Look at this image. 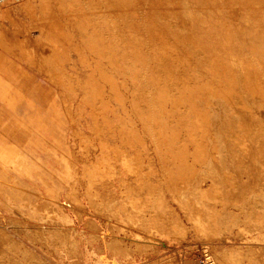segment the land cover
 Returning a JSON list of instances; mask_svg holds the SVG:
<instances>
[{"label": "rangeland", "instance_id": "1", "mask_svg": "<svg viewBox=\"0 0 264 264\" xmlns=\"http://www.w3.org/2000/svg\"><path fill=\"white\" fill-rule=\"evenodd\" d=\"M128 1L0 0V31L25 19L37 24L38 29L25 32L45 46L41 56L52 55L48 65L54 68L51 81L43 72L46 62L38 69L0 45V53L28 75V81L19 76L13 83L40 108L46 123L39 127L33 121L32 132H25L10 121L11 114L25 115L24 101L13 109L0 98V116L6 122L0 124V139L23 141L33 159L14 158V153L7 154L12 159L4 157L3 163L12 168L0 174V217L5 219L0 222V264H178L184 256H196L204 264H229L219 258L229 249H253L259 256H252V263L264 264V135L246 142L253 150L259 146L257 154L250 148L248 155L239 149L237 136L245 122L244 131L250 124L256 132L264 130V100L251 98V91L264 88V43L258 38L264 0ZM130 30L144 37L138 49L137 43L130 44ZM161 35L169 43L179 42L183 50L190 49L189 40L196 41L200 53L188 67L199 80L212 81L211 90L221 81L230 82L252 113L251 121L208 94L198 99L194 106L209 124L198 120L211 130L198 138L206 144V154L197 153L188 135L190 122L195 123L187 119L193 111L189 102L177 99L184 89L177 78L189 73L187 65L172 69L169 58L155 56L146 39L152 36L158 43ZM214 55L227 70L206 75L203 60ZM168 73L176 80L168 81ZM157 76L176 101L158 103ZM72 186L78 202L67 198ZM213 188L220 191L215 201ZM120 204L137 214L136 220H128ZM173 220L185 228L180 239L168 229ZM138 231L152 238L145 240ZM113 239L122 242L120 248L110 246ZM247 260L239 264H249Z\"/></svg>", "mask_w": 264, "mask_h": 264}, {"label": "bare ground", "instance_id": "2", "mask_svg": "<svg viewBox=\"0 0 264 264\" xmlns=\"http://www.w3.org/2000/svg\"><path fill=\"white\" fill-rule=\"evenodd\" d=\"M18 1V0H17ZM21 2H23V1H21ZM129 2V4H131L132 2H131V0H129L128 1ZM20 3V2H19ZM21 5H22V3H21ZM135 5V4H134ZM19 6V5H18ZM28 6H29V4H28ZM8 8V7H7ZM96 8V7H95ZM13 9V8H12ZM22 9V8H21ZM101 9V8H100ZM8 10V9H7ZM32 11L33 10H31V13H32ZM158 10H156V11H154V12H157ZM7 12V14H8V16H10L11 14V11L9 10V11H6ZM47 13V12H46ZM112 13V12H111ZM130 13H131V15L134 17V18H136L137 17V14H136V12L135 11H133V10H130ZM3 15H4V13H3ZM111 18V17H110ZM11 19H13L12 17H11ZM15 21V20H14ZM79 21V20H78ZM134 21H135V19H134ZM260 21H262V20H260ZM15 23H17V26H19V23H18V21H15ZM68 25V24H67ZM22 26V25H21ZM23 27V26H22ZM25 27H27V26H25ZM24 28V27H23ZM45 28V27H44ZM90 28V27H89ZM260 29H261V31H262V33L261 34H259V36H258V38L262 41L261 42V44L262 43H264V25H260ZM47 30V29H46ZM26 31V30H25ZM126 32V31H125ZM24 33V32H23ZM128 33H129V41H130V44L131 45H133V46H135L136 45V43H137V47H136V49H138V45L139 44H141V43H143V35H139L137 32H135V31H133V30H130V31H128ZM19 34V33H18ZM21 35H22V33H21ZM42 36H45V34L43 35L42 34ZM23 37V36H22ZM41 37V36H40ZM81 38V37H80ZM23 39V38H22ZM26 38H24V40H25ZM78 39V38H77ZM148 41H150V43H152L153 44V54L155 55V56H164V57H168L169 58V60H170V62H171V68L172 69H177V68H179L181 65H187V67H188V65H189V62H190V60L192 59V57L193 56H195V55H199V53H200V48H199V45L197 44V42L196 41H194V40H189V42L191 43V47H190V49H188V50H183V49H181V47H179L178 45V43L179 42H177L176 40H175V42L174 43H169V42H167L165 39H164V36L163 35H161L160 37H159V42L157 43V41H155V40H153V38H152V36H147V38H146ZM79 40V39H78ZM81 40V39H80ZM87 40V39H86ZM94 40V39H93ZM28 42V41H27ZM22 43H23V41H22ZM78 43V42H77ZM28 45H29V43H27ZM30 44H32V43H30ZM43 44V43H42ZM86 44V43H85ZM33 45V44H32ZM31 45V46H32ZM38 45H36V47H37ZM44 46V45H43ZM33 47V46H32ZM36 47H34V48H36ZM40 47V46H39ZM39 47H38V50H39ZM45 47V46H44ZM43 47V48H44ZM50 47V46H49ZM40 49H42V48H40ZM87 49V48H86ZM37 50V49H36ZM43 50V49H42ZM46 50V49H45ZM32 53V52H31ZM38 53H40V50L38 51ZM45 53V52H44ZM43 55V54H42ZM91 55V54H90ZM175 56V57H174ZM34 57V56H33ZM96 57V56H95ZM107 58H111V57H107ZM174 62V63H173ZM40 64V63H39ZM39 64H37V65H39ZM39 66H41V65H39ZM223 68L224 70H227L226 69V65L223 63V62H221V60H219V58L217 57V56H213L212 58H209V59H204L203 60V64H202V66H201V68L203 69V71H204V73L207 75V74H213V75H215V74H218L219 73V69L220 68ZM41 68V67H40ZM117 68V67H116ZM188 69V71H189V73L186 75V76H184V77H182V76H179V78H177V79H179L181 82H182V84H183V87H184V89L182 90V91H180L179 93V96L177 97V99H178V101H180V102H189V104H190V106H191V109L193 110L192 111V113L190 114V116L187 118L188 119V121H191V119H194V121H195V123H192V122H190L191 123V125L192 126H189V129H188V135H189V137H193V139H191V140H193V142L196 144V151H197V153H199V154H201V153H203V154H206V152H207V146H206V144H204L203 143V141H201V140H198V138L199 137H202V136H204L205 134H209V132H211V130L209 131L208 130V128L209 127H207V120H205V114L204 113H201V114H199L200 112H198V109H197V107L196 106H194L195 105V102H197L198 101V99H201V98H206V96L208 97V95L209 96H211V97H214V98H216V99H218V100H221V102L223 101L224 102V104H226L227 106H230V108L232 107V109H234V108H236L237 110H239V111H241L242 113H246L249 117H250V120L252 121V113L250 112V110H248L247 108H248V106H245V103H243V100H242V97H241V95H239V92H237V91H234V90H231L229 87H230V82H228V81H226V82H220L219 83V85H217V87H215V89L214 90H211L210 88H211V86L213 85V83H212V81H210V82H204V81H201V80H199V78H198V76L191 70V68L190 67H188L187 68ZM52 73V72H51ZM130 73V72H129ZM56 74V73H55ZM57 76L59 75V74H56ZM59 77V76H58ZM57 77V78H58ZM158 78H156L155 79V82H156V84H157V87H158V95H157V99L159 100L158 101V103H160V101L161 102H174V101H176V99H172L168 94H167V92L164 90V87L161 85V78L159 77V76H157ZM188 78H191V79H193V84H189L188 83ZM166 79L168 80V81H175L176 80V77H174V76H172V74L171 73H168L167 74V76H166ZM117 86V85H116ZM174 86H175V84H174ZM115 87V86H114ZM176 87V86H175ZM116 91V90H115ZM251 93H252V97L251 98H257V99H260V101L261 100H264V88H261L259 91H257V90H253V91H251ZM208 94V95H207ZM104 98V97H103ZM120 98V97H119ZM121 99V98H120ZM256 99V100H257ZM121 100H123V99H121ZM215 104V103H214ZM161 105V107L163 108V104H160ZM194 106V107H193ZM109 108V107H108ZM229 108V109H230ZM160 110H162V109H160ZM236 110V111H237ZM234 112H235V110H234ZM233 112V113H234ZM242 113H239V114H242ZM231 114V113H230ZM245 114V115H246ZM235 115V114H234ZM243 115V114H242ZM237 116H239V115H237ZM198 117H200V119L202 120V121H206V122H200L199 120H198ZM204 117V118H203ZM240 117V116H239ZM242 117H244L245 118V116L243 115ZM206 118H207V116H206ZM240 119V118H239ZM241 120H243L242 118H241ZM231 122H234V120L233 121H231ZM240 123H242L241 121H239ZM238 122V123H239ZM248 122H250V121H248ZM243 123H244V120H243ZM209 124V123H208ZM244 124H245V126H244ZM244 124H242L241 126H243V133L241 132V133H238V135H237V133H236V135L238 136V140H239V142H238V140H236L235 138V140H236V143L238 142V143H240V146L241 147H243V148H239L238 146H236V145H232L233 147L234 146H236V147H238L239 149H243V151L245 152V150L247 151L248 149H250L251 147H249V146H251V144L250 145H248V143L249 142H252V143H254V142H256L257 141V136H258V134L259 133H261V134H263L264 135V130H261V129H258L257 130V132L256 131H254L252 128L253 127H251V124H250V126H248V128H250V129H246L245 131H244V128H247L246 127V122L244 123ZM253 124V123H252ZM255 124V123H254ZM212 125V124H211ZM248 125H249V123H248ZM193 126H195V127H193ZM209 126V125H208ZM237 126H239L241 129H242V127L240 126V124L239 125H237ZM236 126V127H237ZM210 127H212V126H210ZM191 128V129H190ZM228 128V127H227ZM240 128H238V131H239V129ZM226 129V128H225ZM230 129V128H229ZM229 129H227V130H229ZM237 129V128H236ZM231 133H233L232 131H230ZM195 133V134H194ZM216 133V132H215ZM234 134V133H233ZM211 135V134H210ZM230 135V134H229ZM207 136H209V135H207ZM191 137V138H192ZM236 137V136H235ZM261 137H263V136H261ZM206 138V137H205ZM224 138V137H223ZM231 138V137H230ZM209 139H210V137H209ZM226 139V138H225ZM231 140V139H230ZM229 140V141H230ZM235 140H234V142H235ZM263 141H262V148L264 149V138L262 139ZM227 141V140H226ZM232 142V141H231ZM231 142H228V143H231ZM246 142H248L247 144H246ZM206 143V142H205ZM194 144V145H195ZM233 144H235V143H233ZM259 144H261V142L259 143ZM225 145V144H224ZM238 145V144H237ZM246 145H248V146H246ZM211 146V145H210ZM230 146H231V144H230ZM229 146V148H231ZM224 147V146H223ZM235 147V148H236ZM249 147V148H248ZM253 147V146H252ZM259 146H257L256 148H258ZM225 148V147H224ZM255 148V149H256ZM252 149V148H251ZM255 149L253 150L254 152H255ZM162 150V149H161ZM233 150V149H232ZM252 150H249V152H251L252 153ZM260 150V149H259ZM195 151V152H196ZM230 151H231V149H230ZM234 151V150H233ZM232 151V152H233ZM237 151H238V149H237ZM240 151V150H239ZM243 151H242V153H243ZM262 151H264V150H262ZM209 152H211L212 154H214L213 152H214V149L212 148V149H210V151ZM241 152V151H240ZM253 152V153H254ZM259 152V151H258ZM261 152V151H260ZM234 153V152H233ZM253 153H252V155H253ZM256 154H257V151L255 152ZM196 154V153H195ZM199 154H197V155H199ZM228 154V153H227ZM202 155V154H201ZM200 155V156H201ZM234 155V154H233ZM232 155V156H233ZM236 155V154H235ZM246 155H248V151L246 152ZM261 155V154H260ZM259 155V156H260ZM120 156V155H119ZM256 156V155H255ZM121 157V156H120ZM202 157V156H201ZM250 157H251V155H250ZM250 157H249V159H250ZM123 159H124V157H122ZM122 158H121V160H122ZM196 158V157H195ZM198 158H199V156H198ZM246 158V157H245ZM217 159V158H216ZM254 159H256V158H254ZM111 160V159H110ZM125 160V159H124ZM196 161H197V158L195 159ZM200 161L199 162H201L202 160H201V158L199 159ZM236 160V159H235ZM239 160V159H238ZM248 160V159H247ZM259 160V159H258ZM100 161V160H99ZM102 161V160H101ZM264 161V160H263ZM263 161H261V162H263ZM125 162V161H124ZM203 162V161H202ZM214 162H216V160L214 159ZM99 163V162H98ZM102 163V162H101ZM239 163V162H238ZM247 163V162H246ZM123 164V163H122ZM259 164H260V162H259ZM96 165V164H95ZM263 165V164H262ZM183 166V165H182ZM244 166V165H243ZM186 167V166H185ZM257 167V166H256ZM263 167V166H262ZM217 168V167H216ZM245 168V167H244ZM249 169V168H248ZM187 170V169H186ZM191 170V169H190ZM218 170V169H217ZM263 170H264V168L262 169V172H263ZM261 171V170H260ZM259 171V172H260ZM94 172V171H93ZM92 172V173H93ZM259 172H257L258 174H259ZM260 175V174H259ZM226 178V177H225ZM228 178V177H227ZM122 180V179H121ZM226 181V180H225ZM227 182H228V180H227ZM240 184V183H239ZM229 185V184H228ZM217 188V187H216ZM216 188H213L210 192H212V194H213V200L215 199V200H218L219 199V197H218V195L220 194V191L219 190H217ZM175 189V188H174ZM68 191H71V193L70 194H68L66 197L67 198H69L70 199V202H71V200H74V201H77L78 202V200H77V196H76V193H75V189L73 188V186L72 187H70L69 189H68ZM67 191V192H68ZM89 193H90V190L88 191ZM87 192V193H88ZM219 192V193H218ZM45 193H47V192H45ZM88 193V194H89ZM92 193V192H91ZM204 193V192H203ZM203 193H201V194H203ZM96 194V193H95ZM211 194V195H212ZM48 195H50L49 193H48ZM93 195H94V193H93ZM93 195L91 196V195H89L88 197L89 198H95V197H93ZM205 195V194H204ZM35 196V195H34ZM86 196V195H85ZM37 197V196H36ZM50 197H51V195H50ZM200 197H202V195H200ZM209 197V196H208ZM207 197V199H210V198H208ZM215 197V198H214ZM204 199H205V197H203ZM202 199V198H201ZM89 200V199H88ZM92 200V199H91ZM210 200H212V199H210ZM214 200V201H215ZM47 201L49 202V203H51L50 202V200H48L47 199ZM76 202V203H77ZM90 202V201H89ZM92 202V201H91ZM213 202V201H212ZM211 202V203H212ZM52 204V203H51ZM53 205V204H52ZM77 205H79V204H77ZM91 205H93V204H91ZM118 205H119V203H118ZM47 206H48V203H47ZM46 205H45V213L46 214H48V213H50V208H48ZM72 206H73V204H72ZM75 206V205H74ZM106 206V205H105ZM120 206H121V210H122V212H123V214H124V212L126 213L128 210L126 209V205L124 206V205H121L120 204ZM44 207V206H43ZM77 207V206H76ZM75 207V208H76ZM78 207H80V206H78ZM77 207V208H78ZM82 207V206H81ZM195 207V206H194ZM55 209H56V207H55ZM41 210V209H40ZM78 210V209H77ZM121 210H119V211H121ZM133 211V210H132ZM80 212V211H79ZM129 212V211H128ZM127 212V216H130V217H127V219L128 218H131L132 219V216L134 217L133 219L134 220H136L135 218L137 217L135 214H130V213H128ZM138 212V211H137ZM197 212V211H196ZM208 212V211H207ZM210 212V211H209ZM132 213V212H131ZM136 213V212H135ZM195 213V212H194ZM198 213V212H197ZM211 213V212H210ZM214 213V212H213ZM218 213V212H217ZM95 214V213H94ZM122 214V213H121ZM196 214V213H195ZM207 214V213H206ZM219 214V213H218ZM217 214V215H218ZM197 215H199V214H197ZM214 216H216L215 214L213 215V218H216V217H214ZM196 218H197V216H195ZM204 217V216H203ZM205 218H206V216H205ZM212 218V219H213ZM114 219H116V218H114ZM132 219V220H133ZM128 220H130V219H128ZM199 221V219L197 218V219H195V221ZM213 220H215V219H213ZM217 220V219H216ZM216 220L215 221H211V223L213 222H215L216 224H217V222H216ZM198 221H197V223H198ZM133 222V221H132ZM136 222V221H135ZM200 222V221H199ZM203 222V221H202ZM208 222V221H207ZM134 223V222H133ZM145 223V222H144ZM204 223V222H203ZM212 223V225H216V224H213ZM89 224H91V226L90 227H95V226H93V225H95V224H93V222L92 223H89ZM93 224V225H92ZM199 224V223H198ZM206 224V223H205ZM130 225V224H129ZM168 225V224H167ZM255 226L256 225H253V229H255L256 230V228H255ZM193 227H194V225H193ZM201 227V226H200ZM210 227V226H209ZM215 227H217V226H215ZM251 227H252V225H251ZM195 228H196V226H195ZM147 230H148V228H146ZM169 231L170 230H172L173 232H172V237L173 236H177L178 238L179 237H183V236H185L184 234H185V228L182 226V224L181 223H178V222H176V221H172V223H171V225H169ZM197 229V228H196ZM199 229V228H198ZM200 229H202V228H200ZM204 229V228H203ZM202 229V230H203ZM251 229V228H250ZM136 230V229H135ZM139 230H140V228H139ZM213 230H214V228H213ZM252 230V229H251ZM262 230V229H261ZM137 231V230H136ZM168 231V232H169ZM140 231H138L137 232V234H139V235H141V237H143L145 240H148V238L150 239V238H152V235L149 233V232H144V234H140L139 233ZM36 233V232H35ZM201 233H203V232H201ZM211 233V232H210ZM136 234V235H137ZM150 234V235H149ZM207 234H208V231H207ZM215 236H218L219 234H220V230H218V229H215V233H213ZM213 234H211V235H213ZM170 235V234H169ZM6 236V235H5ZM262 236V235H261ZM210 237V236H209ZM259 237V236H258ZM174 238V237H173ZM213 238V237H212ZM256 238V237H255ZM180 239V238H179ZM263 241V240H262ZM122 242H120V240H117V239H113V240H111V243H110V246H112V247H114V248H117L118 249V247L120 248V244H121ZM109 244V243H108ZM16 245V244H15ZM141 245V244H140ZM124 246V245H123ZM17 247V246H16ZM18 247H20V246H18ZM22 247V246H21ZM140 247V246H139ZM18 249V248H17ZM16 249V250H17ZM21 249V248H20ZM124 249V248H123ZM263 249V248H262ZM121 251V250H120ZM127 251V250H126ZM261 252H264V250L263 251H261ZM259 254L261 255V253L259 252ZM264 254V253H263ZM251 255V257L249 258V256ZM256 255H258L257 254V251H255V250H249V252L248 251H242V250H238V249H229V250H227V251H224V252H222L221 253V255H220V259L222 260V261H224L225 263L226 262H228L229 264H239V262L241 261L242 262V260H245L246 259V261L248 262V260L247 259H249V264H254V263H252V256H256ZM216 256V255H215ZM259 256V255H258ZM257 256V257H258ZM261 257H263L264 258V256H262L261 255ZM215 259H217V258H215ZM255 259V258H254ZM259 259V258H258ZM258 259H256V260H258ZM262 259V258H261ZM260 259V260H261ZM259 260V261H260ZM218 261H219V259H218ZM261 262H263V261H261ZM160 263V262H159ZM264 263V262H263ZM256 264V263H255Z\"/></svg>", "mask_w": 264, "mask_h": 264}, {"label": "crops", "instance_id": "3", "mask_svg": "<svg viewBox=\"0 0 264 264\" xmlns=\"http://www.w3.org/2000/svg\"><path fill=\"white\" fill-rule=\"evenodd\" d=\"M24 21L25 23L22 20L21 23H19L18 27H14V28L11 27L10 30L1 29L0 45L6 51L16 55L17 57H24L25 61H27L31 65H34L38 69L40 68L39 65H42V68H43V64L41 63L46 62L47 65L44 66L43 72L49 73V77L51 81H53L54 68L53 66L48 65V63H50L51 61L53 62V60H49L50 58H52V55L48 54L47 56H44L43 58H47L45 60L42 58L41 54H42L43 48L40 49L41 48L39 47L40 42H38V40H34L33 38L29 37L28 33L25 32V30L28 31L32 28L38 29L36 26L37 24L32 23L26 19ZM23 32H25V34ZM24 38L26 39L24 40ZM39 40H40V37H39ZM27 43H29V45ZM30 43H32L33 45ZM36 45L38 46L36 47ZM38 47H39L40 53H38L39 51ZM19 76L25 78V80L28 81V77H27L28 75L24 71H22L18 66H16L15 63H13L6 56L0 53V98H2L5 101V103L13 109H15V104L17 101L19 102L21 99L24 101L25 115L18 118L14 116L13 114H11L10 121L13 124L14 123L20 124L26 129L25 132L31 133L32 128L29 127V124H31L33 121H36L39 127H44L46 123L43 121L44 116L41 114L40 108L33 105V100L29 98L25 92L21 91L19 89L20 87H18L17 84L13 83V79L15 80ZM0 124H2L3 126H6V122L1 119V116H0ZM34 133L40 136L39 130H37ZM23 144H24L23 141H21L20 143L19 141L17 142V141H8L6 139H3V140L0 139V174L4 175L6 174V170L8 168H12L3 163L5 160H7V158L12 159L13 158L12 156H14L15 158V156H17L18 154L20 158L22 157L21 155H24L25 160H33L31 155H29V153L25 151ZM12 153H14V155H12ZM7 154H11L12 156L7 155ZM5 156H7V158H4ZM14 183L16 187H18V189L20 190L21 182L15 179ZM13 205L14 207L16 206L15 204ZM0 222L3 225V223L5 222V219L0 217ZM178 264H204V263L201 258H198L196 256H188V257L184 256L180 260H178Z\"/></svg>", "mask_w": 264, "mask_h": 264}]
</instances>
